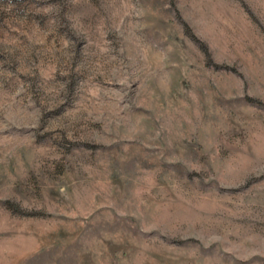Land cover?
Listing matches in <instances>:
<instances>
[{
	"label": "rangeland",
	"instance_id": "1",
	"mask_svg": "<svg viewBox=\"0 0 264 264\" xmlns=\"http://www.w3.org/2000/svg\"><path fill=\"white\" fill-rule=\"evenodd\" d=\"M0 264H264V0H0Z\"/></svg>",
	"mask_w": 264,
	"mask_h": 264
}]
</instances>
